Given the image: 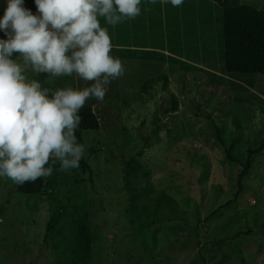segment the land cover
Wrapping results in <instances>:
<instances>
[{"label":"rangeland","instance_id":"obj_1","mask_svg":"<svg viewBox=\"0 0 264 264\" xmlns=\"http://www.w3.org/2000/svg\"><path fill=\"white\" fill-rule=\"evenodd\" d=\"M242 1L264 6V0ZM213 3L184 0L173 7L142 0L135 19L115 27L100 20L109 29L112 55L122 45L130 51H162L166 58L119 57L124 74L110 82L103 101L85 102L100 123L98 132L87 133L91 140L85 145L94 188L84 175V183L73 190L87 200L92 264H240V258L245 264H264V148L253 157L236 203L204 220L232 197L240 172L238 164L225 159L213 126L226 145L234 143L231 154L242 163L246 149L264 141V75L221 73L219 14ZM5 7L0 0V16ZM25 7L35 13L33 0H25ZM171 49L184 57L168 58L174 55ZM158 75L167 76L163 89L164 79L140 88ZM73 83L85 86L75 77ZM172 96L176 111L169 110ZM133 156L150 166L147 182L153 196L164 190L179 206V220L136 232L125 221L127 197L120 175L123 162ZM63 172L66 185L44 189L38 198L19 194L13 181L0 178V264H54L53 244L43 241L45 223L60 201L77 198L68 184L76 171Z\"/></svg>","mask_w":264,"mask_h":264},{"label":"clouds","instance_id":"obj_2","mask_svg":"<svg viewBox=\"0 0 264 264\" xmlns=\"http://www.w3.org/2000/svg\"><path fill=\"white\" fill-rule=\"evenodd\" d=\"M184 0H148L181 5ZM0 16V178L17 185L79 167L85 144L75 134L86 100L103 101L124 74L111 54L115 27L141 14L142 0H4ZM74 76L85 86L54 90L29 78ZM51 161V162H50Z\"/></svg>","mask_w":264,"mask_h":264},{"label":"trees","instance_id":"obj_3","mask_svg":"<svg viewBox=\"0 0 264 264\" xmlns=\"http://www.w3.org/2000/svg\"><path fill=\"white\" fill-rule=\"evenodd\" d=\"M212 1L219 14L217 21V41L218 52L220 53L219 66L221 73L264 75V6H254L242 0ZM212 22L209 19V24ZM194 29H196L195 26ZM117 46L121 47L122 45ZM118 50L116 53L117 57L125 56L127 58L148 60L157 59V57L160 60H165L166 58V54L162 51H130L128 48L125 49L122 47ZM171 52L174 55L172 54L171 56L169 54L167 57H171L173 60L178 59L177 56L184 57L181 53L176 52V50L171 49ZM179 61L184 64L186 63L182 60ZM196 61L205 63L204 58H198ZM206 65L212 67L211 64ZM36 79L41 82L43 87H48L53 90L66 85L75 86L73 83L74 76L49 77L46 73H39L36 74ZM163 79L164 84L161 86L163 89L167 80V76L165 75H158L156 78H151L143 82L140 88L145 89L156 80L158 82ZM170 101L172 104L169 110L176 111L177 103L175 102L174 96L171 97ZM108 103L110 104L111 101H108ZM125 103L123 101L122 104ZM79 114L81 121L79 127L75 130V134L78 140L86 145V141L91 140L90 138H86L87 133L98 132L100 123L89 105L84 104ZM213 130L215 139L224 148L225 159L238 164L240 172L237 175L236 191L232 197L217 207L212 213L208 214L204 220L209 219L217 210L236 203L242 191V179L248 175L253 163V157L258 155L264 148V141H260L255 148H247L244 162H239L231 154L234 149V143L231 142L226 145L225 140L222 139L223 135L217 126H213ZM89 150L91 151L92 149ZM141 154L140 152L139 156ZM87 158L88 155L86 157L84 154L79 161V167L76 170L71 169L76 172L70 174L71 176L73 175V179L68 184L72 186L70 191L73 192L74 196H77L76 200H71L69 203L60 201L59 204L51 209L49 219L44 226L43 241H48L53 244L55 254L54 264H92V245L94 238L89 226V216H87L86 212V207L88 206L87 200L79 198L78 192L73 190L78 183H84V175L88 177V180L85 181L90 184L92 189L94 188L91 178V167L87 162ZM52 167L53 172L48 177H41L35 182H26L22 185H17L13 182L16 191L25 196H37L38 198L44 189L49 191L58 187L59 184H65V179L68 176L66 172L64 173L59 170L58 162L52 164ZM121 170L122 189L127 197V201L125 200L126 203H124L125 207H123L126 211L124 217L125 221L130 224L135 232L168 220H179L180 217L176 218L177 213H179V216L183 215V213H180L179 206L164 190L156 192L155 196H153L154 192L147 182L150 174V166L148 167L146 164H142L140 160L133 156L123 162ZM116 197L113 198L116 199ZM197 208L198 206L195 208L196 212ZM245 233H250V229L246 230ZM227 238L229 239V237ZM241 259L240 264H245Z\"/></svg>","mask_w":264,"mask_h":264},{"label":"crops","instance_id":"obj_4","mask_svg":"<svg viewBox=\"0 0 264 264\" xmlns=\"http://www.w3.org/2000/svg\"><path fill=\"white\" fill-rule=\"evenodd\" d=\"M122 48H125V49H127V47L126 46H121Z\"/></svg>","mask_w":264,"mask_h":264}]
</instances>
